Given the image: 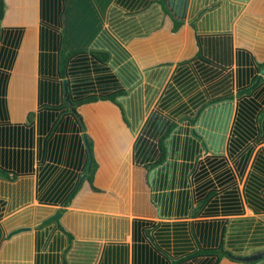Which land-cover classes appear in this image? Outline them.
<instances>
[{
    "label": "crops",
    "instance_id": "crops-1",
    "mask_svg": "<svg viewBox=\"0 0 264 264\" xmlns=\"http://www.w3.org/2000/svg\"><path fill=\"white\" fill-rule=\"evenodd\" d=\"M147 1L150 7L136 14L140 19L151 14L160 0ZM2 2L0 48L14 46L16 52L11 70L0 65V74L8 76L0 100L7 107L9 122L19 124L39 108L40 62L45 53L42 32L56 27L43 17V0ZM99 2L66 1L65 56L89 50L103 30L119 34L113 28L117 23L131 26L134 18L126 6L132 0H121L120 6L119 0ZM183 17L180 41L188 49L180 50L170 74L185 64L205 99H210V92L222 102L233 96L234 109L220 153L210 156L204 150L194 164L200 179L193 187V211L178 217L171 215L179 207L177 201L162 207L160 197L166 191L149 182L161 147L140 153L151 138L146 126L128 139L120 121L118 131L125 134L124 140L111 130L101 141L93 132L110 128L99 120L95 128L87 126L88 142L89 138L93 142L90 153L83 137L73 162L69 151L57 163L48 155L40 161L36 148L30 172L15 179L0 175V264H51L53 257L59 258V264H264V0H188ZM170 18L161 13L158 22L151 23L161 28L150 34L140 32L143 36L130 38L124 46L153 38L152 51L158 52L163 38L157 34L165 26L176 35L170 32ZM90 22L93 35L82 39L83 29L84 35L90 33L86 30ZM80 23L85 27L79 29ZM143 44L141 54L147 52ZM161 63L172 67L173 62L157 61L143 69L136 65L144 70ZM15 96L17 111L12 109ZM159 98L151 115H158L162 95ZM241 101L249 107L245 116L240 113ZM83 119L90 123L86 116ZM91 158L94 173L89 177L86 168ZM246 257L259 258L240 260Z\"/></svg>",
    "mask_w": 264,
    "mask_h": 264
},
{
    "label": "trees",
    "instance_id": "trees-1",
    "mask_svg": "<svg viewBox=\"0 0 264 264\" xmlns=\"http://www.w3.org/2000/svg\"><path fill=\"white\" fill-rule=\"evenodd\" d=\"M66 1L43 0V17L56 28H45L42 32L45 53L40 62L37 112L32 113L26 122L13 124L9 122L4 101L0 100V175L15 179L30 172L36 148L40 161L48 155L57 163L69 151V161L73 162L76 151L82 149L81 139L88 125L95 128L99 120L107 122L109 130L102 128L92 134L96 139L105 141L111 130L113 135L120 129L119 123L123 121V133L127 132L128 139L145 126L150 132L147 134L151 138L142 144L140 153H152L156 145L161 147V155L151 167L149 182L153 188L166 191L160 197L162 207L167 209L177 201L179 207L171 215L183 217L190 214L193 211L192 195L196 189L193 187L200 179L193 169L194 164L200 161L204 150H208L210 156L217 157L220 153L234 111L233 96L222 102L213 98L210 92V99L209 96L205 99L196 89L192 79L194 73L185 64L172 74L169 63L141 70L124 46L130 38L143 36L140 32L150 34L156 30L157 26L151 23L158 22L161 13L171 17L170 32L177 34L183 25L188 0H167V6L160 0L158 6H153L152 13L149 11L142 19L136 14L150 7L148 1L132 0L133 3L126 6L134 18L130 20L129 28L117 23L113 28L120 30L118 36L103 30L89 50L77 51L69 56H65L69 13ZM118 4L120 6L121 0ZM2 7L0 0V19ZM63 28L65 30L61 31ZM14 48H0L3 69H12ZM7 77L0 74V96L5 94ZM65 82L68 83L69 101ZM160 95L158 115H151ZM243 102H240L239 109L245 116L249 107ZM83 116H90V123L86 124ZM124 135L118 131L116 137L124 140ZM82 146L85 147V144ZM169 157L173 158L170 163L167 162ZM94 162L89 177L94 173ZM215 162L214 167L217 168L219 160ZM156 200L159 202L158 198ZM247 201L252 206L256 204L253 198ZM144 238L150 240L149 234H145ZM60 241L62 238H58L57 243ZM139 252L143 251L139 249ZM50 263L59 264V258L53 257ZM145 264L149 262L145 261Z\"/></svg>",
    "mask_w": 264,
    "mask_h": 264
},
{
    "label": "rangeland",
    "instance_id": "rangeland-1",
    "mask_svg": "<svg viewBox=\"0 0 264 264\" xmlns=\"http://www.w3.org/2000/svg\"><path fill=\"white\" fill-rule=\"evenodd\" d=\"M99 4H104L103 0H100ZM83 11H87V10L84 9ZM87 15H91V14L86 12V16ZM73 19H75V18L72 17L71 20H73ZM81 23H83V22H81ZM81 23L78 26L79 29H82L85 27V24H81ZM89 25H92L91 22L89 23ZM86 30H88V32H90V33L84 35L81 31L80 35L84 36V37H82V39H91L90 36L93 35L91 32H94V30H95L93 28V25L91 27L87 28ZM184 30H185L184 26H182V28L180 29V31L176 35H170L168 26L167 27L165 26L164 29L160 33L157 34V35L162 34L161 36L163 38L162 41L159 43L158 52L152 51L153 46L156 45L152 41L153 38H148L145 41L134 40L131 43H129L128 46H127V44H125V46H127L128 50L131 51V54L133 55L135 62L139 64L141 69H143V67H147L148 65H151V64L153 65V64L157 63V61L173 62L172 67H170V68H173V64H175L177 62V57L180 55V50L187 48V47H185L184 43L180 41L183 39L182 38V32H184ZM74 32H75V29L72 33V36L68 35V44L73 41V38L75 35ZM143 43H145L144 48L147 51L145 54H141L139 52L140 49L143 48V45H144ZM185 56L186 55L184 54V57ZM12 103H13L12 109L17 111V109L19 107L18 97H16V96L13 97ZM90 116H86V117L89 118ZM96 126H97V123H96Z\"/></svg>",
    "mask_w": 264,
    "mask_h": 264
},
{
    "label": "water",
    "instance_id": "water-1",
    "mask_svg": "<svg viewBox=\"0 0 264 264\" xmlns=\"http://www.w3.org/2000/svg\"><path fill=\"white\" fill-rule=\"evenodd\" d=\"M65 85H66V96L68 97V101L70 100V97H69V89H68V83L67 82H65ZM83 138H84V141H85V144H86V146H87V148H88V150H89V153L91 152V150H90V145H89V142H88V137H87V134L86 133H84L83 134ZM207 153V151L205 150V154ZM90 156H91V154H90ZM92 163H93V161H92V158L90 159V163H89V166H88V174L90 173V171H91V167H92ZM86 177V175H84V177H83V179ZM264 256V254L262 255V257ZM259 257H246V258H242V259H240V260H242V261H248V262H250V261H254V260H256V259H258Z\"/></svg>",
    "mask_w": 264,
    "mask_h": 264
}]
</instances>
